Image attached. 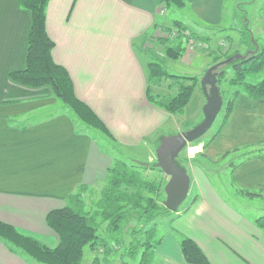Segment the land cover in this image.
<instances>
[{
    "label": "crops",
    "instance_id": "crops-1",
    "mask_svg": "<svg viewBox=\"0 0 264 264\" xmlns=\"http://www.w3.org/2000/svg\"><path fill=\"white\" fill-rule=\"evenodd\" d=\"M188 1L203 22L192 24L209 26L200 29L201 33L217 38V28L223 31L227 27L224 0ZM159 7V0H50L47 8V31L56 44L55 61L68 69L78 97L107 123L120 145H139L140 141L135 140L144 141L171 114L147 98V88L151 87L149 59L158 57L154 46L163 48L162 39L169 37L166 29H172L176 22L167 25L164 19L168 11L162 15ZM31 23L30 12L20 6L19 0H0V221L54 248L59 237L47 225V214L64 207L66 197L77 187L104 182L116 157L98 146L93 131L82 128L49 87L29 88L10 79L11 72L25 68ZM184 24L198 32L190 27L191 23ZM235 36V50L240 51V36ZM187 45L182 59L192 66L198 52L193 53ZM243 47L248 51V46ZM206 69L203 67L201 77ZM164 84L171 90L168 99L163 94ZM155 89V97L169 102L177 94L178 85L173 80L156 81L151 91ZM136 102L141 107L138 110ZM194 102V111L199 110V114L190 117L193 121L204 116L206 97L201 78L187 112H194L190 110ZM55 105L57 112L51 110L46 118L32 120L39 109ZM131 123L138 131L123 130ZM165 136L171 135H162ZM159 140L152 142L155 148ZM243 147L261 156L253 155L232 170V181L245 192L257 194L243 193L245 197L227 199L208 178L199 184L196 180L201 188L190 204L177 212L175 234L163 235L155 250L156 264H190L180 245L184 237L193 239L211 264H264V230L256 223L264 217L260 210L264 206V99L241 96L208 154ZM200 150L201 147L196 153ZM199 172L204 174L200 168ZM168 216V223L174 221L173 216ZM23 256L0 242V264H37Z\"/></svg>",
    "mask_w": 264,
    "mask_h": 264
},
{
    "label": "trees",
    "instance_id": "trees-1",
    "mask_svg": "<svg viewBox=\"0 0 264 264\" xmlns=\"http://www.w3.org/2000/svg\"><path fill=\"white\" fill-rule=\"evenodd\" d=\"M50 0H19L20 6L28 10L32 17L31 29L28 38V50L26 56L25 68L10 73V79L20 85L29 88L49 87L55 98L65 105H68L77 118L88 125L91 129L98 130L115 141L112 132L105 122L92 109V107L78 97L74 82L68 69L57 63L53 57L55 42L51 39L47 31V8ZM188 0H159V10H167L169 7L184 8ZM248 21H246L247 24ZM245 24L244 30L240 35L239 44L250 47L255 51L257 40L253 37L248 24ZM175 26V27H174ZM172 28H167L169 36L176 39V43L165 47V57L169 60H178L182 58L185 52L186 43L205 45L209 49L211 39L208 36L201 35L186 26L184 23L176 21ZM171 29V30H169ZM168 37V36H166ZM254 43H253V41ZM190 41L193 43L190 44ZM235 42L231 41L229 48L220 47L213 55L214 65L221 63L234 55L240 54L237 50L231 53L235 47ZM250 50V51H251ZM151 77L156 81L173 80L178 85V92L169 102H161V99L151 94L150 85L147 88L148 100L158 105L169 113L184 115L186 106L192 97L196 86L200 83L198 76H177L169 73L168 68L160 62L150 61ZM232 73L231 83L236 86V91L226 104L221 128L217 130L216 136L223 130L229 117L231 116L238 98L242 94L252 100L264 99V78L256 84H251L247 78L264 73V45L259 46V51L248 55L246 59H235L230 64L221 66L218 72V85L221 86L223 78ZM215 137V136H213ZM214 138L210 139L212 141ZM159 140L156 149L160 146ZM236 149L232 152L238 151ZM232 152L225 154L227 157ZM255 151L244 153L232 161V170L252 157ZM157 162V161H156ZM155 162V163H156ZM148 168L142 167L136 161L130 162L116 158L113 165L107 170L104 186L100 191L99 198L87 208L85 202V193L92 191L94 186L81 185L74 192L66 197V205L61 209H54L46 216L47 225L59 237L58 246L51 248L42 241L30 234H24L13 225L0 221V242H4L9 250L14 253H21L37 264H82L85 250L87 247H103L107 254H117L118 249L129 250L132 257L138 255V249H143L139 264H156L155 250L161 244L163 236L154 242L153 238L157 232L158 218L172 215L164 206V201L158 200L163 193L164 185L157 181L145 179L143 172L146 170H158L154 164ZM179 167V158H176ZM185 170V169H184ZM148 192V195L146 194ZM247 195H255V192H245ZM130 215L137 225L134 226L128 235L133 238L143 233L147 240L140 242L139 246L131 243L126 247V239L123 236L125 230V221H129ZM107 223V232L116 234L117 239L112 240V245L105 247L101 243V236L98 234L100 228ZM257 226L264 230V217L257 219ZM152 224L154 226L144 229V225ZM128 232V231H127ZM110 236V235H108ZM103 239V238H102ZM111 238L109 239L110 242ZM181 249L186 261L190 264H211L210 260L201 249V247L191 238L184 237L180 240ZM144 247V248H143Z\"/></svg>",
    "mask_w": 264,
    "mask_h": 264
},
{
    "label": "rangeland",
    "instance_id": "rangeland-1",
    "mask_svg": "<svg viewBox=\"0 0 264 264\" xmlns=\"http://www.w3.org/2000/svg\"><path fill=\"white\" fill-rule=\"evenodd\" d=\"M237 0H224L223 8H224V16H225V23H227V27L222 31V29L217 28V31L219 30L220 32H217V38H212L211 33H201L200 29H204L207 27H197L193 25L192 23H203L200 21L199 16L194 9V5L192 2L188 1L187 5L184 8H176V7H169L167 8V18L164 19V22L167 25H171L174 20L176 21H181L183 23H191L190 27L197 29L198 32L201 33V35L208 36L211 39V44L209 46V49H206L205 45L201 44H192L193 48V53H197V58L196 61L192 63V66L186 64L183 62V59L180 58L178 60H169L165 57V47L171 44L176 43V39H173L172 36H169L165 39H162L164 42L163 48H161L158 44V46H154L155 51L157 52L158 57H154L152 60L149 59V61L153 62H160L163 65H165L170 74L177 75V76H198L200 78L202 73H203V67L210 68L214 66L213 63V55H210L211 52H215L216 49L220 50V47L224 48H229L230 42L226 41L225 37H227L230 40H233L235 43L238 41V37L235 36V34H238L239 36L241 35V32L245 28L246 21L249 29L252 31L253 37L257 40V43L259 44L258 46L264 45V0H238L239 3L236 2ZM243 1V2H241ZM241 2V3H240ZM160 11V10H159ZM164 11V13H162ZM160 13L163 15L166 13V10L163 9L160 11ZM199 20V21H198ZM246 24V25H247ZM231 25V26H230ZM233 27L234 29H232ZM174 30V28H172ZM235 33L234 35L232 34ZM165 36V35H163ZM225 36V37H224ZM224 37V38H223ZM232 37V38H231ZM163 38V37H162ZM217 39V40H215ZM159 41V40H158ZM253 41V40H252ZM254 43V41H253ZM173 44V45H174ZM239 45V44H238ZM250 47H248V51L244 49V47L241 45V48L239 49L240 54H247L250 52L252 46L251 44L248 43ZM188 45L186 46V48ZM185 48V49H186ZM235 51L232 49L231 53ZM253 51V50H251ZM252 55V54H250ZM248 57V56H247ZM151 58V57H150ZM164 59V60H163ZM185 60V58H184ZM194 64V65H193ZM212 64V65H211ZM211 65V66H210ZM208 69L205 70V72ZM229 75L225 76L221 82L220 88V94L224 100V106L222 108L221 113L219 114L217 120L215 121L213 127L207 132V134L197 142L193 144H189L187 148H185L181 154L179 155V163L182 165L183 169L191 175L190 178L191 180V188L190 192L188 195V198L186 201L180 206V210L186 208L187 205L190 204V199L192 196H194L195 193H197L200 189L196 185V180L198 181L197 184L203 183L202 181L206 180L204 178H208V180L212 181L213 185L215 186L216 190L221 196L226 197L227 199L229 197H245L243 195V190L241 187L235 186L232 181V168L230 167L232 164V161L236 159L240 154L247 153V150L249 149L248 147H243L240 150H238V153L232 152L230 155L225 157L227 154H219V155H209L208 150L209 148L213 145L214 141L218 136H216V132L218 129L221 128V123L223 122V117L226 112V104L229 99H231L236 91V86H234L230 81H231V76L232 73ZM205 74V73H204ZM204 76V75H203ZM264 78V73L261 72L257 75H253L247 78V81L250 82L251 84H256L260 80ZM156 83V80L153 79L152 77L150 78V84L152 89L154 88V85ZM167 87V88H165ZM165 88V89H164ZM168 86L166 84L163 85V94H166V98H170L171 96V90L168 91ZM173 91H176V89L171 88ZM172 91V92H173ZM138 90L134 91L135 97L137 95ZM157 90L155 89L154 92H151L152 96L155 97V93ZM154 93V94H153ZM176 94V93H175ZM174 94V95H175ZM194 92L192 93V95ZM172 95V97L174 96ZM247 94H242L241 96H246ZM157 97V95H156ZM238 98V100L240 99ZM192 98V97H191ZM250 99V98H249ZM191 101V99H190ZM189 101V104H190ZM58 102H60L58 100ZM196 102H198L196 100ZM194 102V104L191 105L190 110L194 111L195 106L197 109V104ZM238 102V101H237ZM138 102L134 103V107L136 110L140 109V105L137 104ZM200 104V102H198ZM153 104V103H152ZM186 106L184 115H179V114H172V116L168 115L169 118L163 119L162 121V126L155 130L152 133H149L146 138H144V141L142 138L141 140H135V141H140V144L137 146H130V145H120L115 141H112L109 137H107L105 134L102 132L91 129L88 125H85L82 123L76 116L74 115L77 120L81 123L82 128H90L94 134V138L97 139V144L99 147H102L105 150H109L113 156H115L117 159L121 158L122 160H126L130 162L131 160L135 161H141V162H149L150 164L155 163L157 161L156 159V152H155V147L152 145V142L156 141L157 139H162V135H173V134H178L184 131H187L189 129L194 128L198 124H200L204 120V116L200 115L198 120L193 121L190 117H194L196 114H199V110L194 111L189 113V110L187 112L188 106ZM65 105V104H64ZM63 106V104L61 105ZM65 107L68 109V111L72 114L73 111L68 105H65ZM41 111H38V114L34 115V118L32 120H35L36 118L39 119H44L46 118L51 112H57L58 109H56V105L52 106L49 109H39ZM163 110V109H161ZM98 113L101 116H104L103 112L99 109H97ZM166 112V111H164ZM57 115V114H56ZM36 116V117H35ZM107 125V123H105ZM226 125V124H225ZM108 127V125H107ZM109 128V127H108ZM110 130V129H109ZM123 130H131L130 132L137 130V126L135 124H129L127 127H124ZM138 131V130H137ZM222 131L219 133L221 134ZM218 134V135H219ZM215 136V137H213ZM150 137V138H149ZM162 137V138H161ZM113 138L115 139L114 135ZM214 138L212 141L210 139ZM146 139V141H145ZM155 143V142H154ZM215 146V145H214ZM201 147V152L196 153L199 151ZM191 148H195V151H190ZM199 148V149H198ZM216 148V147H215ZM215 154L217 153L216 151L214 152ZM152 156V159H151ZM199 168L202 169L204 174L202 175L199 172ZM225 168V169H224ZM228 172V173H227ZM206 173V174H205ZM189 175V176H190ZM195 175V176H194ZM143 176L145 179L150 180V181H157L162 186L167 184L169 177L166 176L163 172H160L158 170H146L143 172ZM204 179V180H203ZM104 186V182H99L98 184L94 185V189L92 191H88L85 193V202L87 203V208H91V205L94 204V202L99 198L100 191L102 190ZM78 188V187H77ZM165 188V185H164ZM163 188V193H161L160 197L158 200L165 201L166 199V194ZM74 192V191H73ZM148 195V192H146ZM263 196V195H260ZM247 197V196H246ZM193 198V197H192ZM258 205V203H257ZM240 209L243 211H248L244 207L238 205ZM61 209V208H60ZM179 210V211H180ZM260 210L264 211V206L260 208ZM134 216V215H133ZM133 216L130 215L129 221H125V230L123 232V236L126 239V247H128L132 242L135 243L136 245L139 246L140 242H144L147 240L146 234H139L135 239L133 236L129 234V231L132 230L134 226V222L132 221ZM172 219L174 221H170L169 223L166 221L169 216L167 217H161L158 218V225L157 227V232L153 238L154 242H156L158 239H160L165 233H172L175 234V229L177 227V212L173 213L172 212ZM137 225L138 223L135 222ZM143 224V223H142ZM142 224L140 223L137 225L138 229L139 227H142ZM168 224V226H167ZM154 225L148 224L144 225V229H148ZM50 228V227H49ZM128 231V232H127ZM98 234L103 238H101V243L104 244L105 247H109V245H112V240L117 239L116 234H109L107 232V223H104V225L100 228ZM110 235V236H108ZM177 237V236H176ZM111 238L110 242L109 239ZM46 246L53 248L52 246H49L45 243ZM144 248V247H143ZM108 249V248H107ZM123 250L118 249L117 254H107L105 249L103 247L99 248H90L87 247L85 250V255L82 261V264H139L141 254L143 249L137 248L138 249V255L136 257H132L131 254H129V250L125 249L124 247L122 248ZM25 257V256H23Z\"/></svg>",
    "mask_w": 264,
    "mask_h": 264
},
{
    "label": "water",
    "instance_id": "water-1",
    "mask_svg": "<svg viewBox=\"0 0 264 264\" xmlns=\"http://www.w3.org/2000/svg\"><path fill=\"white\" fill-rule=\"evenodd\" d=\"M258 51L259 46H257L255 51H250L245 55H234L210 67L201 78V88L206 97V104L203 107L204 120L192 129L175 135L165 136L161 139L160 146L156 150L157 162L154 164V167L160 169L169 177L164 188L166 194L164 206L169 211L173 213L178 212L180 206L188 198L191 188V178L184 169L179 167L176 163V158L179 157L189 144L197 142L207 134L213 127L224 106V100L220 94L218 85L217 70L225 64L232 63L235 59L244 60L248 55L255 54ZM136 162L142 167L148 168L150 166L149 162Z\"/></svg>",
    "mask_w": 264,
    "mask_h": 264
},
{
    "label": "bare ground",
    "instance_id": "bare-ground-1",
    "mask_svg": "<svg viewBox=\"0 0 264 264\" xmlns=\"http://www.w3.org/2000/svg\"><path fill=\"white\" fill-rule=\"evenodd\" d=\"M196 149L195 148H191L190 151H195Z\"/></svg>",
    "mask_w": 264,
    "mask_h": 264
},
{
    "label": "built area",
    "instance_id": "built-area-1",
    "mask_svg": "<svg viewBox=\"0 0 264 264\" xmlns=\"http://www.w3.org/2000/svg\"><path fill=\"white\" fill-rule=\"evenodd\" d=\"M162 13H164V11H162Z\"/></svg>",
    "mask_w": 264,
    "mask_h": 264
},
{
    "label": "flooded vegetation",
    "instance_id": "flooded-vegetation-1",
    "mask_svg": "<svg viewBox=\"0 0 264 264\" xmlns=\"http://www.w3.org/2000/svg\"><path fill=\"white\" fill-rule=\"evenodd\" d=\"M179 210H180V209H179ZM179 210H178V211H179Z\"/></svg>",
    "mask_w": 264,
    "mask_h": 264
}]
</instances>
